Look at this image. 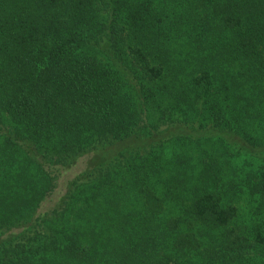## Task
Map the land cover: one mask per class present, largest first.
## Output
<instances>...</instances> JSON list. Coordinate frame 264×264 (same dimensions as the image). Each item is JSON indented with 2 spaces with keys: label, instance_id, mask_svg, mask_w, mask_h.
<instances>
[{
  "label": "trees",
  "instance_id": "16d2710c",
  "mask_svg": "<svg viewBox=\"0 0 264 264\" xmlns=\"http://www.w3.org/2000/svg\"><path fill=\"white\" fill-rule=\"evenodd\" d=\"M0 264H264V0H0Z\"/></svg>",
  "mask_w": 264,
  "mask_h": 264
},
{
  "label": "rangeland",
  "instance_id": "374dc122",
  "mask_svg": "<svg viewBox=\"0 0 264 264\" xmlns=\"http://www.w3.org/2000/svg\"><path fill=\"white\" fill-rule=\"evenodd\" d=\"M86 159V156L85 158H80L78 162L69 169H59V171L56 170L58 174L56 175L55 189L49 196L46 197L41 206V210L49 208L56 201V199H58L65 192L68 180L84 169V162H86ZM52 171L54 174L56 173L55 169H52Z\"/></svg>",
  "mask_w": 264,
  "mask_h": 264
}]
</instances>
